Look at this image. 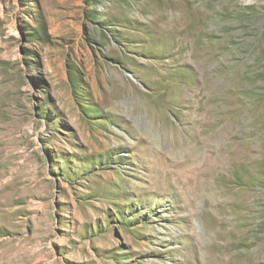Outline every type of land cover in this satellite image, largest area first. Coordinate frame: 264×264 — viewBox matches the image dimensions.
Here are the masks:
<instances>
[{
  "label": "rangeland",
  "instance_id": "374dc122",
  "mask_svg": "<svg viewBox=\"0 0 264 264\" xmlns=\"http://www.w3.org/2000/svg\"><path fill=\"white\" fill-rule=\"evenodd\" d=\"M0 264H264V0H0Z\"/></svg>",
  "mask_w": 264,
  "mask_h": 264
}]
</instances>
